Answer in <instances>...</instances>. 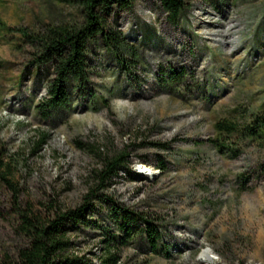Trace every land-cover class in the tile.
<instances>
[{
    "label": "rangeland",
    "instance_id": "obj_1",
    "mask_svg": "<svg viewBox=\"0 0 264 264\" xmlns=\"http://www.w3.org/2000/svg\"><path fill=\"white\" fill-rule=\"evenodd\" d=\"M81 16L78 0H0V264L27 242L23 216L46 222L84 205L68 252L92 264L104 238L116 264H264V150L213 142L217 121L264 109V0H187L176 24L158 0L112 6L122 65L90 43L84 76L45 117L37 106L54 70L22 30ZM120 153L127 163L102 182ZM126 210L152 221L154 248L121 233Z\"/></svg>",
    "mask_w": 264,
    "mask_h": 264
},
{
    "label": "trees",
    "instance_id": "obj_2",
    "mask_svg": "<svg viewBox=\"0 0 264 264\" xmlns=\"http://www.w3.org/2000/svg\"><path fill=\"white\" fill-rule=\"evenodd\" d=\"M158 1L171 24H176L187 0ZM78 3L82 9L78 23L47 25L43 31L33 34L22 30L23 38L38 47L37 62L49 63L54 70L56 83L51 85L48 99L37 106L45 117H48L54 108L66 104L64 83L70 79L80 80L84 76L90 43L100 41L121 65L123 63L119 57L121 50H129L125 38L120 32L110 28L105 17L112 6L125 8L132 4V0H78ZM177 79L178 77H173V81ZM214 130L216 138L213 142L219 150L235 154V149L231 147V139L250 142L264 150V109L252 113L244 121L219 120L214 124ZM126 163V155L122 153L107 159L100 174L101 181L107 180L115 174L119 166ZM0 176L2 177L1 172ZM86 210L87 205H84L66 212H57L54 219L46 222L36 217L23 216L22 228L27 242L19 248L16 259L9 264H92L84 257L68 252L71 246L67 237L69 225L82 224ZM120 219V231L127 238L138 233L143 235L153 248L155 247L159 233L154 229L152 221L127 210ZM138 222H142L143 227H138L136 232ZM101 242L104 247L99 264H116L118 256L111 250L113 247L111 240L104 238Z\"/></svg>",
    "mask_w": 264,
    "mask_h": 264
},
{
    "label": "bare ground",
    "instance_id": "obj_3",
    "mask_svg": "<svg viewBox=\"0 0 264 264\" xmlns=\"http://www.w3.org/2000/svg\"><path fill=\"white\" fill-rule=\"evenodd\" d=\"M253 29V28H252Z\"/></svg>",
    "mask_w": 264,
    "mask_h": 264
}]
</instances>
